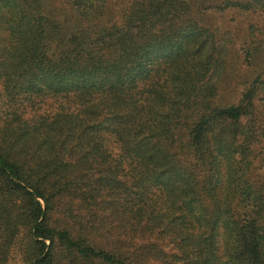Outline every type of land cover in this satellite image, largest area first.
Listing matches in <instances>:
<instances>
[{
    "label": "trees",
    "instance_id": "1",
    "mask_svg": "<svg viewBox=\"0 0 264 264\" xmlns=\"http://www.w3.org/2000/svg\"><path fill=\"white\" fill-rule=\"evenodd\" d=\"M226 11L237 45L204 24ZM14 249L264 264V0H0V264Z\"/></svg>",
    "mask_w": 264,
    "mask_h": 264
},
{
    "label": "rangeland",
    "instance_id": "2",
    "mask_svg": "<svg viewBox=\"0 0 264 264\" xmlns=\"http://www.w3.org/2000/svg\"><path fill=\"white\" fill-rule=\"evenodd\" d=\"M248 21L249 16L238 15L232 11H226L223 14L210 12L209 15L205 17L204 24L210 28L219 30V32L229 31L232 35L233 45H237L244 40ZM239 73L240 72H237L234 75L235 79L229 83V87L226 90L227 93H229L237 84V81H239ZM7 264H21L20 257L15 249L12 251Z\"/></svg>",
    "mask_w": 264,
    "mask_h": 264
}]
</instances>
